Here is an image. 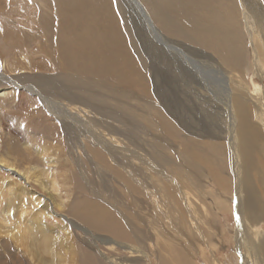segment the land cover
Listing matches in <instances>:
<instances>
[{"label":"bare ground","instance_id":"1","mask_svg":"<svg viewBox=\"0 0 264 264\" xmlns=\"http://www.w3.org/2000/svg\"><path fill=\"white\" fill-rule=\"evenodd\" d=\"M142 1L149 7L152 15ZM233 1L235 0H123V2L129 4L128 8L125 6L120 7V13L123 14L126 24L135 28L136 32L139 26L143 25L147 29V35H152L154 45L156 46V48H154L152 44L148 43L150 47L149 52L151 53V48L152 51L155 49V53L158 52L163 58L159 61H156V59L149 60V67L146 63L147 59H145L144 62H141L144 59L143 57L135 59L132 54L133 45L126 39H122L121 36L119 37L117 32L119 16L117 15L118 12L112 7V0H0V10L3 15V17L0 18V43L2 40L6 41L5 39L10 40L7 41L10 42L9 50L7 47L6 50L0 44V47H2L0 48V57L7 56L16 59L11 54V49L21 46L20 49L22 52L26 53L25 44L36 42L42 45L41 51L45 53L46 59L43 57L33 58L27 65L23 62L24 64H22L20 68L31 71L42 70L53 72L55 53L52 54V52L54 49H57L54 47H59V50H61L60 62L63 71L62 74L72 77L67 81L64 80L65 83L61 84L60 81L57 82L53 79L54 75H48L46 77L47 83L54 92L62 94H64L63 90L69 83L73 90H70L69 96H66L67 98L65 99H71L79 103L83 102L84 99L90 100V103L93 101L92 104L96 107L99 105L95 103V100L100 98L101 95L100 93L88 95L87 87L95 86L96 84L100 86V84H102L99 78L93 81L94 77L98 76L105 79L106 76L111 74L114 77L113 79H115L114 83L117 84L114 88L117 96L112 95L116 96L117 100L113 99V102L115 101L116 103L119 100L120 102L118 103L122 106H128L127 93L123 91L127 88L130 89L131 98L133 99L136 97L139 101L134 104L135 111L133 112V116H131L132 114L128 112L127 108H125L127 112L124 114V110L120 109L117 104H114L113 107L110 106L111 117L115 121L122 122L129 126L127 132L129 136L136 135V132L134 133L133 130L135 127H132L131 119L137 118L136 113L140 111L139 104L144 103L142 107L147 108V110L144 111L145 113L139 119L148 122L149 131H152V134L154 133L151 139L149 159L143 155L137 156L131 151V148H126L124 145L120 144L109 147V152L118 166H121L119 161L125 159L123 157L124 153L128 156L131 155L133 159H142V163L148 165L151 172V176H148H150L155 184L151 185V189H149L146 184L141 183L135 174L129 173L128 181L131 185V181L134 182V179H136L143 185L144 189L149 190V194L152 195L149 196L154 210V216L152 215L153 221L150 220L152 226L151 234H167L169 232V227L172 230L177 228V224H174L175 219H172L171 216L173 215L170 214V212H172V210L176 212V209L179 210V207L182 206L188 211L190 224L194 228V233L192 231L191 234L196 237V245L200 242H208L207 233L204 231L203 225L193 214L194 209L191 191H188V189H190L188 185L196 181V179L183 177V167H177L179 163L178 160L173 157L172 152L177 151L184 156L185 161L189 165L188 175L193 174V171L196 172L199 169L209 174V177L218 175L214 170L215 167H218L219 171L227 173L235 170L236 173L233 174V176L235 178L234 180L237 181L236 195L237 199L239 198L238 201H235V217L239 224L237 232L234 233L235 236H231L234 238L235 245L238 248L237 251L241 255V264H264V235H260L259 229L256 231L252 225L261 214H264V205L259 203L260 198L264 199V128L261 129L259 124H257V122L264 120V84L260 85L252 78L251 90L250 85L247 83L248 77L244 72V70L250 69L253 71L254 76H259L264 79V25L260 22L261 18L256 17V11L252 0H237L240 10L243 11L244 21L247 23L248 27L253 26V33L260 37L263 47H257L256 52H247L246 54L241 52L237 57H235V53L229 55L225 52L221 45L223 41L231 37L233 33L217 23V21L221 14L231 11ZM221 2L222 5L219 8ZM31 6L41 9L39 21L35 20ZM55 11L56 22L53 24L52 14ZM13 12L16 14H24L22 22L25 25H29V30L17 28L18 22L15 16H13ZM130 12H132V14H130ZM29 14L31 15L30 18L27 17ZM152 16L161 21L164 29L170 34H173L176 30L180 32L185 29L196 27L204 28L207 32L209 42L213 43L215 46L214 49L208 51L204 47L196 45L205 44V41H193L190 42V44L189 42H177L172 39L158 23L157 25L153 23L155 20ZM119 23L121 24L120 21ZM183 24L189 25L180 27ZM256 24L260 26H255ZM42 26H45L46 29L43 30ZM53 29L55 30L53 31ZM248 32L253 35L251 30L248 29ZM45 36L47 39H45ZM134 45L139 51L140 48L142 50V47H140L141 44L137 39ZM143 45L147 44L143 42ZM230 45V49H236L234 43ZM22 52L20 55H22ZM165 54H167L166 57ZM112 55H114L115 58L107 61ZM24 56L27 55L25 54ZM245 56L252 60L251 65L245 61ZM25 58L28 60L27 57ZM141 58L143 59L141 60ZM87 60H89L91 64L87 63ZM98 62L101 63L98 64ZM138 63H140L144 70V78L146 84H148H145L146 86H142V89H139L141 92H144L145 95L148 93L146 99H144L145 96H140V92L138 91L139 87H137L140 82L137 80L139 79V77L137 78V72H139L140 69L139 67L137 71ZM163 66H167L166 69L171 70L172 73H170V76H168V74L164 75L163 72L159 71ZM118 67L119 69L122 67L124 68V74H122V72H117ZM92 74L95 76H92ZM9 78L4 72L0 71V80L9 82ZM141 79L142 78H140V80ZM135 81H139L138 84H135ZM14 83L19 84L16 82ZM141 83L142 80L140 84ZM121 84L122 86H119ZM37 86L43 90L40 92L33 85L25 87L39 94L45 102L44 104L47 109L53 111L58 121L68 123L69 117H71L70 114H73L74 110H68L66 106H61L60 102H58L59 100L57 101L50 95H44V92H50L40 85ZM101 88H103L102 85ZM91 90L93 91V89ZM73 91H86V94H74ZM3 92L5 91L0 90V93ZM71 93H73V95H71ZM104 95L103 104L107 105V100L110 101V98L107 99L106 93ZM160 104H162L166 111L168 106H172L175 113L165 117L162 114ZM68 107L70 108V106ZM101 107L105 110L103 105ZM212 110H215L216 114L221 115V123H219L218 126L211 125L210 122L214 117L209 116L207 122L199 128V130H203L201 135H198L200 139L197 140L199 141L195 142V139L186 140L184 135L186 132L184 134L182 132L187 131L189 133H196L194 131L195 126L193 121H199L204 115L208 116ZM256 112L259 114L256 115ZM195 113L198 117L194 116ZM75 119L78 120L80 124L86 126L82 117H76ZM106 124L107 123L103 122L105 128L108 129ZM95 128L96 127H94V129ZM161 128L163 130H161ZM161 131H163L165 135L160 134L159 132ZM90 136L92 137L91 145L95 146L90 147L91 151L98 155L100 159V155L103 153L98 147H103L102 142L106 136H108V139L111 141H113L114 137L112 135H107L101 128L91 131ZM109 136L111 138H109ZM214 136L222 140L215 142L213 140V142L207 140ZM73 138L74 136L71 137V140ZM21 146L23 145L19 141H15L13 145H10V148L13 147V149L9 151L12 155H19L25 158L24 154L28 153L23 150ZM24 147L26 148V146ZM2 165H6L8 169L13 170L25 183L30 181V177L27 175L26 171H22V174L20 172L21 170L17 168L16 165L10 164L7 160L0 157V166ZM188 165L184 166L187 167ZM122 168L124 170L123 166ZM121 176H124L123 172ZM6 180L0 177V182ZM84 180L86 181V179ZM158 182L162 184L165 191L172 199H167V195L156 187ZM254 186H258L260 189L254 188ZM8 187L10 186L8 185ZM23 187L28 189L26 185ZM23 187H20V191L27 194V189L25 190ZM88 187H91L90 183ZM125 188L129 190L130 187L126 185ZM12 189L15 192V197H22V194L16 191L17 189ZM257 189L259 191H257ZM158 191L161 193H158ZM29 194L31 195L30 198H32V201L36 202V204L41 202V199L34 196L33 191H29ZM219 194L220 197H223L221 193ZM96 196H98V194H96ZM25 197L23 200H25ZM10 199L12 203L19 201L16 198ZM8 204H10V202ZM34 204L35 203H32L33 206ZM20 205L22 206V204H19L18 208H20ZM43 207L42 211L39 210V215L54 211V208L49 206V202H44ZM22 208L24 210V207ZM35 208L37 209V207ZM92 209L93 203L91 202L87 204L85 208H82L83 215H81L79 211L78 214L75 215H77L83 223L87 224V226L94 229H104L105 221L101 220L107 218L108 215L103 212V208H99L98 211L96 210L97 212ZM156 209H159L163 213L158 215L155 214ZM19 210L18 213L21 211ZM208 218L209 214L206 216V220H208ZM35 219L38 222L39 218L36 214ZM177 219H180L179 215ZM247 219L251 221V226L249 228H246V224L249 223ZM166 221L169 224H166ZM0 222L2 223L0 226V239H7L4 243L0 242V246H5L11 250V243L8 240L13 236L20 240L23 239L22 243L25 241L29 244V246H26L16 241L15 245L20 251L17 255L19 258L12 261L11 259H14L12 254L8 255L3 253L0 254V264H32V262L29 261L30 259L28 260L25 256V253L21 254V250L26 247L25 252L28 250L34 251L35 249L37 251L39 246L43 247V245L46 251L48 248H52L49 247L51 245L49 241H47L48 245H45V241L43 242V240L38 238L34 233V231L40 230L46 237L50 238V236H53V234L50 235L51 233L48 232V227L50 226L47 227L42 217H40V224L30 223L27 227L22 229L21 232H17L20 227H17V231L10 226L6 227V224H3V222H6V218L4 217H0ZM183 225L184 226H180V231H178L177 234L179 235L181 233V236L184 237L186 229L185 221ZM240 226H244L243 230L239 229ZM44 229L48 230L46 231ZM231 232H233V230ZM138 235L139 234H135L137 241L141 238V236ZM179 240L181 239L178 237L174 238L176 243L179 242ZM156 243L159 246L158 251L160 254L161 251H164L165 254L163 260H161V264H189V259L186 261L182 255L183 252L181 249L180 259L177 260L174 257L179 255L180 247L172 244L167 246V244L161 243L160 239H156ZM122 246L125 247L124 245H121V247ZM141 247L142 246L139 248ZM130 248L137 251L140 250L136 244L131 245ZM49 251L51 250L49 249ZM167 252L172 255H169ZM41 254L44 253L41 251ZM50 254V258H44L45 264H56V254L54 252H50ZM212 261L213 264H221L217 259H213Z\"/></svg>","mask_w":264,"mask_h":264},{"label":"rangeland","instance_id":"2","mask_svg":"<svg viewBox=\"0 0 264 264\" xmlns=\"http://www.w3.org/2000/svg\"><path fill=\"white\" fill-rule=\"evenodd\" d=\"M143 3L149 11V7L145 4V2ZM252 3L255 7L256 17L261 18L260 22L264 25V0H252ZM126 4L127 3L123 2V0H112V7L119 13L118 14L116 12L119 16L118 19L121 22V24L119 21L117 22V32L119 37L121 36L122 39H126L131 45H133V57L135 59L143 57L144 59L141 58V60L143 59L141 62H144L145 59H147L146 63L150 67L151 60L156 59V61H159L163 58L158 52L155 53V49L152 51L151 48V53L149 52L150 47L148 43L152 44L154 48H156V46L154 45L152 35H147V29L143 25H140L136 32L135 28H132L126 24L123 14L120 13L121 6L128 8L129 4ZM221 5L222 2L220 3L219 8ZM232 5L233 7L231 8V11L221 14L217 21V23L232 31L233 33L231 37H228L223 41V44L221 45L222 49L229 55L235 53V57H237L241 52L244 54L247 52H256L257 47H263L260 37L253 33V26H247V23L244 21L243 11L240 10L237 0L233 1ZM31 7L34 12L35 20L39 21L41 9L33 6ZM149 12L152 15L151 10ZM130 14H132V12H130ZM13 16H15L18 22L17 28L29 30V25H25L22 22V17L24 14H16L13 12ZM52 16L53 24H55L56 11L53 12ZM1 17H3V15L2 11L0 10V18ZM27 17L30 18L31 15L29 14ZM153 19L155 20H153L154 22L152 21L154 24L157 25L158 23V25L161 26L162 29L172 37V39L179 43L189 42L190 44V42L193 41H205V44L196 45L204 47L208 51H212L215 47L213 43L209 42L207 38V32L204 28L196 27L185 29L180 32L176 30L173 34H170L164 29L163 23L161 21L157 20L155 17H153ZM187 25L189 24H183L180 27ZM255 26L260 25L256 24ZM42 28L43 30L46 29L45 26H42ZM248 29L252 31L253 35L248 32ZM54 30L55 29H53V31ZM45 39H47L46 36ZM136 39L141 44L140 47H142V50L140 48V51L134 45ZM5 40L6 41L2 40L4 43L1 42L0 44L3 48L6 49L7 47L9 50L10 42L7 41L10 40ZM143 42H145L147 45H143ZM231 43L236 45V49H230ZM25 45V50L27 51L26 53L22 52L20 49L21 46L16 47L15 49L13 48L14 50H10L11 54L16 59L9 58L7 56L0 57V71L4 72L8 78L10 77L9 82L0 80V90L5 91L0 93V157L7 160L10 164L16 165L17 168L21 170L20 172L22 174V171H26L27 175L30 177V181L25 183L18 174H16L13 170L8 169L6 165L0 166V177H2L3 180L7 179L6 181L0 182V217L6 218V222H3V224H6V227L10 226L12 229L15 228L16 231L17 227H20L17 232H21L22 229L27 227L30 223L40 224V217H42V220L47 225V227H52H48L49 230H44H48V232L51 233L49 234H53V236H50V238L52 237L50 239L49 237L44 236L42 231H34L38 238H41L43 242L45 241V245L47 244V241H49V243H51L49 247L52 248L47 247L48 249L46 251V248L43 245V247L39 246L37 249L39 252H37L36 249L34 251L27 249L28 251L25 252V247L23 250H21V254L25 253V256L28 258V260L30 259L29 261L32 262V264H45L44 258H50V252H54L56 254V264H161V260H163L165 254L164 251H161V254L158 251L159 246L156 243V239H160L161 243H165L167 246L172 244L180 247L179 255L174 257L177 260L180 259L181 249L183 252L182 255L186 261L189 259V264H213V259L219 260L221 264H241V255L238 253V248L236 247V243L232 237L235 236L234 233L237 232V227L239 224L235 217V201H238L239 199H237L236 195L237 181L234 180L235 178L233 176L236 171L232 170L229 173L221 172L218 170V167H215L214 170L218 175H212L209 177V174H206L205 171L203 172L200 169L196 172L193 171V174L188 175L189 165L185 161L184 156L180 152H172L173 157L178 160L179 165H177V167H183V177L196 179V181L191 182V184L188 185L190 188L188 191H191L192 205L194 209L193 214L203 225L204 231L207 233L208 242H200L196 245V237L191 234L192 231L194 233V228L190 224L188 211L181 205L179 210L176 209V212L173 210L170 212V214L173 215L171 216L172 219H175L174 224H177V228L172 230L169 227V232L167 234H151V221H153L154 210L149 196L152 195L149 194V190L144 189L143 185L141 184H146L149 189H151V185H155L150 178L151 172L148 165L143 164L142 159L134 158V160L131 155L128 156L124 153L123 157L125 159L120 160L119 163L121 166H118L113 157L110 156L109 152V147H113L115 144H120L124 145L126 148H131V151H133L137 156L143 155L149 159V151H151V139L154 133L152 134V131H149L148 122L143 119H139L145 113L144 111L147 110V108L142 107L144 103L139 104L140 111L136 113L137 118L131 119L133 125L132 127H135L133 130L134 133L136 132V135L129 136L127 133L129 126L123 124L122 122L115 121L111 117L110 106L113 107L114 104H117L120 109L124 110V114H126L128 110V112L132 114L131 116H133V112L135 111L134 104L138 103L139 101L136 97L133 99L131 98L130 89H122L127 93V100L129 103L128 106H122L120 103H118L120 102L119 100L116 103L115 101L113 102V99L117 100V94L114 91L115 85L117 84L114 83V77L109 74L106 76L108 78L105 77V79L98 76L94 77L93 81H95L96 78L100 79V82L102 83L100 86L99 84L98 86L96 84L95 86L87 87L88 95L100 93L102 96V98L100 96V98L95 100V103L99 105L98 107L92 104L93 101L90 103V100L84 99L83 102L79 103L71 99H65L69 96L70 90H73L71 89L72 87H70L71 85L69 83L64 88L65 91L63 90L64 94H62L54 92L46 81V77L48 75H54L53 79L55 81H60L61 84H64V80L67 81L70 77H72L70 75L68 76L62 74L63 71L60 62L61 50H59V47H54L57 49H54L52 52V54L55 53L53 72H46L42 70L31 71L20 68L22 64L25 63L27 65L30 63L31 59L33 58L43 57L46 59L45 53L41 51V44L30 42ZM21 52L22 55H20ZM25 54L27 56H24ZM166 56L167 54H165V57ZM25 57H27L28 60H26ZM113 58H115L114 55L110 56L107 61L112 60ZM245 61L251 65L252 60L250 58L245 56ZM87 63L91 64L89 60H87ZM99 63L101 62H98V64ZM139 67V72H137V78L139 77V79L137 80L140 82L142 80V85L139 81H135L134 83L138 84L139 82L138 86H136L139 87L138 91L140 92V96H145L144 99H146L148 97V93L145 95V93L141 92L139 89H142V86H146L148 84H146L144 70L142 69L140 63L137 64V71ZM166 68L167 66H163L159 71L163 72L164 75L168 74V76H170V73L172 72ZM117 72H122V74H124V68L122 67L119 69L118 67ZM244 72L248 77L247 83L250 85L251 90L252 78H254L260 85L264 84V79L259 76H254L252 70H244ZM92 76L95 75L92 74ZM140 78L142 79L140 80ZM14 82L19 84H15ZM35 84L42 86L50 92H44V95H50L57 101L59 100L58 102H60L61 106H66L68 110H74V113L70 114L71 117H69L68 123H62L58 121V118L55 114H53V111L51 109H47L46 105L44 104L45 102L42 100L39 94L37 92H33L32 90L30 91L25 87L33 85L38 91L41 92L43 89ZM57 85L60 86L59 84ZM101 85L104 89L101 88ZM119 86H122V84ZM91 89H93V91ZM73 92L74 94H86V91ZM105 93L107 95V99L110 98V101L107 100V105L103 104ZM71 95H73V93H71ZM102 105L105 110L101 107ZM68 106H70V108ZM162 107V104H160L162 114L165 117L175 113L172 106H168L167 111L164 109V107L162 109ZM125 108H127V110H125ZM258 114L259 113L256 112V115ZM194 116L198 117L196 113ZM209 116L214 117L210 122L211 125L218 126L222 121L221 115L216 114L215 110H212L208 116L204 115L199 121H193L195 126L194 131L196 133H189L187 131L182 132L183 134L186 132L184 134L186 140L195 139V142L199 141L197 140L200 139L198 135H201L203 131L199 130V128L207 122ZM76 117H82L87 127L84 126V124H80L78 120L75 119ZM103 122L107 123L106 125L109 130L105 128ZM257 124H259L261 129L264 128V120L257 122ZM94 127L96 128L94 129ZM97 128L103 129L107 135H112L114 137L113 141H111L108 139V136H106L102 142L103 147H98L103 153L100 155L102 157H100V159L98 155L91 151L90 148L95 147L91 145V131H95ZM161 130L163 129L161 128ZM159 133L165 135L163 131ZM72 136H74V138L71 140ZM109 138L111 137L109 136ZM209 139L207 140H213L214 142L222 140L216 136ZM15 141H19L23 145L21 146L22 149L25 150L29 155L24 154L25 158H22L19 155H12L10 151L13 149V147L10 148V145H13ZM24 146H26V148ZM184 165L188 166L185 167ZM122 166L124 167V170ZM122 172L124 176H121ZM129 173L135 174L141 183L134 179V182L131 181L130 185V182L128 181ZM84 179H86V181ZM89 183L91 184V187H88ZM8 185L11 188L8 187ZM24 185H26L28 189L24 188ZM126 185L130 187L129 190L125 188ZM20 187H23L25 190L27 189V194L25 193L26 195L20 191ZM156 187L167 195V199H172L167 194L162 184L158 182ZM176 187L178 188L177 185ZM12 188H15V190L17 189L16 191L20 192L22 197H15V192ZM254 188L260 189L258 186H254ZM258 189L257 191H259ZM28 190L33 191L34 196L41 199L39 204H36V202L32 201ZM158 193L161 192L158 191ZM219 193H221L223 197H220ZM96 194H98V196H96ZM24 197L25 200H23ZM10 198H16L20 202L16 201L15 203H12ZM9 202L10 204H8ZM44 202H49V206H52L54 211L51 213L47 211L48 213L39 215V210L42 211L44 208ZM91 202L93 203L92 210L98 211L99 208H103V212L108 215L107 218L101 220L105 221L104 229H94L90 226H87V224L83 223L82 220L77 217V215H75L78 214V211L81 215H83L82 208H85V206ZM32 203H35L34 206ZM259 203L264 205V199L260 198ZM19 204H22V206L20 205V208H18ZM22 207H24V210ZM35 207H37V209ZM17 209H20L21 211L19 210L20 212L18 213ZM160 213L163 212L159 209L155 210V214L158 215ZM35 214L39 218L38 222L35 219ZM208 214L209 218L206 220V216ZM178 215L181 219H179L180 221L177 219ZM184 221L186 223V229L183 237L181 236V233L178 235L177 232L180 231V226H184ZM248 221L249 223L246 224V228L251 226V221ZM1 224L2 223L0 222V226ZM166 224L169 223L166 221ZM252 225L256 231L259 229V232L261 233L260 235L263 236L264 214H261L258 219L252 223ZM243 228L244 226H240L239 229L243 230ZM232 230L233 232H231ZM135 234H139L141 236L139 241H137L135 238ZM175 237H178L181 240L176 243L174 241ZM41 239L39 240L42 241ZM6 241V238L0 239L1 243ZM8 241L11 243V250L5 246H0V254H12L14 259L11 260L15 261L19 258L17 255L20 252L15 243L16 241L22 243L23 239L20 240L13 236ZM22 244L29 246V244L25 241ZM126 244L129 247H127ZM134 244H136L138 248L142 246L139 248V251L130 248V246ZM121 245H124L125 247H121ZM49 249L51 251H49ZM41 251L44 254H41ZM167 253L172 255L169 252Z\"/></svg>","mask_w":264,"mask_h":264}]
</instances>
